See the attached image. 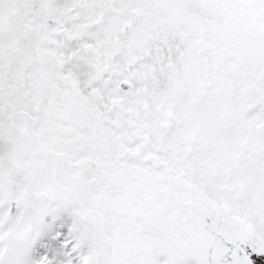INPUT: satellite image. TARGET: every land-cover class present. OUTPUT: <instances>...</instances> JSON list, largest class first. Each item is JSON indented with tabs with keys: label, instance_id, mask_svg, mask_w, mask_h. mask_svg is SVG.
<instances>
[{
	"label": "snow or ice",
	"instance_id": "obj_1",
	"mask_svg": "<svg viewBox=\"0 0 264 264\" xmlns=\"http://www.w3.org/2000/svg\"><path fill=\"white\" fill-rule=\"evenodd\" d=\"M0 264H264V0H0Z\"/></svg>",
	"mask_w": 264,
	"mask_h": 264
}]
</instances>
